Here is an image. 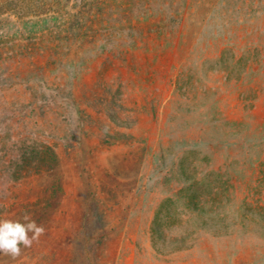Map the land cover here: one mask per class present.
I'll list each match as a JSON object with an SVG mask.
<instances>
[{
    "label": "rangeland",
    "instance_id": "rangeland-1",
    "mask_svg": "<svg viewBox=\"0 0 264 264\" xmlns=\"http://www.w3.org/2000/svg\"><path fill=\"white\" fill-rule=\"evenodd\" d=\"M188 178L213 220L158 251ZM25 212L45 234L0 264H264V0H0V218Z\"/></svg>",
    "mask_w": 264,
    "mask_h": 264
},
{
    "label": "trees",
    "instance_id": "trees-1",
    "mask_svg": "<svg viewBox=\"0 0 264 264\" xmlns=\"http://www.w3.org/2000/svg\"><path fill=\"white\" fill-rule=\"evenodd\" d=\"M48 150L54 154L50 147ZM30 153H32L33 158L39 157L37 149L31 150ZM189 179L191 178L185 180L184 186L179 188L174 195L167 197L155 213L152 223V242L158 251H168L165 247H170V249L188 247L190 245L188 240L192 234L196 233L192 226H195V229H197L196 226L200 227V225L206 227L213 220L210 200L199 193L196 180L189 181ZM243 216L246 217L244 214ZM183 222H187L190 228L184 230L182 235L174 238L170 236V233H167L175 223ZM166 240H169L171 244L165 243Z\"/></svg>",
    "mask_w": 264,
    "mask_h": 264
},
{
    "label": "clouds",
    "instance_id": "clouds-1",
    "mask_svg": "<svg viewBox=\"0 0 264 264\" xmlns=\"http://www.w3.org/2000/svg\"><path fill=\"white\" fill-rule=\"evenodd\" d=\"M44 234V226L28 212L23 213L22 219L0 218V254L15 258L21 254V246L31 247Z\"/></svg>",
    "mask_w": 264,
    "mask_h": 264
}]
</instances>
